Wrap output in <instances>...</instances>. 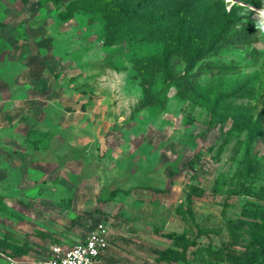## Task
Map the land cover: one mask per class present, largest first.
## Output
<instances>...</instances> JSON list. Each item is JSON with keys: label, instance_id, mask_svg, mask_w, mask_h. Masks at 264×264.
<instances>
[{"label": "rangeland", "instance_id": "obj_1", "mask_svg": "<svg viewBox=\"0 0 264 264\" xmlns=\"http://www.w3.org/2000/svg\"><path fill=\"white\" fill-rule=\"evenodd\" d=\"M113 1L193 3L219 39L187 72L134 26L105 46L120 20L95 0H0V264L45 259L65 214L110 228L101 264H228L208 251L264 235V0Z\"/></svg>", "mask_w": 264, "mask_h": 264}, {"label": "trees", "instance_id": "obj_2", "mask_svg": "<svg viewBox=\"0 0 264 264\" xmlns=\"http://www.w3.org/2000/svg\"><path fill=\"white\" fill-rule=\"evenodd\" d=\"M20 1L24 3L27 0ZM148 1L153 2L157 0H137L131 11L136 10L139 5ZM95 2L99 5L98 9L105 15L108 25H112L116 19H118L117 21L120 20L117 23L118 30L112 32L111 38L104 39L103 43L105 46L112 45L120 38L126 28L131 29L134 26L139 28L137 32L143 33L137 38V41L162 44L161 64L163 66L166 65L169 59L179 56L184 59L185 71H191L197 62L205 58L214 49L220 36L219 33H214V37L205 45V41L199 36V29L201 27L197 26L196 20L199 16H193L195 12L193 3L188 4L189 6L186 9L179 8L178 5L172 6L160 18L140 20L132 18V16H121L113 0H95ZM230 39L231 43L238 45L254 41L255 36L253 34H241L235 35ZM189 198L190 195L187 194L186 200ZM221 213L223 214V210ZM165 237L171 239L173 235H165ZM191 246H194V242L187 241L184 244V249ZM208 253L213 257L220 256L228 264H253L258 260L264 264V235L260 237L255 236L245 246L244 252L241 255L224 251L221 248L215 251H208ZM161 258L163 260L171 259L172 261L180 260L183 264H189L185 261L182 253L172 249L163 252Z\"/></svg>", "mask_w": 264, "mask_h": 264}, {"label": "built area", "instance_id": "obj_3", "mask_svg": "<svg viewBox=\"0 0 264 264\" xmlns=\"http://www.w3.org/2000/svg\"><path fill=\"white\" fill-rule=\"evenodd\" d=\"M111 240L104 222H96L81 241L69 246H50L48 255L33 264H101Z\"/></svg>", "mask_w": 264, "mask_h": 264}, {"label": "crops", "instance_id": "obj_4", "mask_svg": "<svg viewBox=\"0 0 264 264\" xmlns=\"http://www.w3.org/2000/svg\"><path fill=\"white\" fill-rule=\"evenodd\" d=\"M67 216V218L65 217ZM74 216L65 214L63 217L61 216L60 220L57 218L55 220L56 226L59 227L56 231H54L55 242L53 244H49L50 246H69L70 244L76 243L81 241L86 233H83V228H85L84 220H74ZM109 231L111 236L113 233L111 232L110 228ZM110 244H108L109 249ZM107 249V251H108ZM106 251V252H107ZM106 254V253H105ZM104 259V257H103ZM102 259V261H103Z\"/></svg>", "mask_w": 264, "mask_h": 264}]
</instances>
